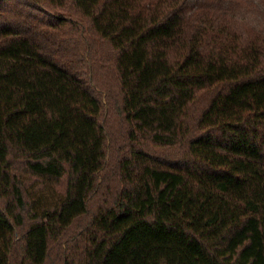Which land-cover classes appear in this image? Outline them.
I'll use <instances>...</instances> for the list:
<instances>
[{
    "label": "trees",
    "instance_id": "trees-1",
    "mask_svg": "<svg viewBox=\"0 0 264 264\" xmlns=\"http://www.w3.org/2000/svg\"><path fill=\"white\" fill-rule=\"evenodd\" d=\"M253 14L264 0H0V264H264Z\"/></svg>",
    "mask_w": 264,
    "mask_h": 264
},
{
    "label": "rangeland",
    "instance_id": "rangeland-1",
    "mask_svg": "<svg viewBox=\"0 0 264 264\" xmlns=\"http://www.w3.org/2000/svg\"><path fill=\"white\" fill-rule=\"evenodd\" d=\"M57 198V193L51 187H47L34 195L35 202L43 205L50 204V201L57 200Z\"/></svg>",
    "mask_w": 264,
    "mask_h": 264
},
{
    "label": "clouds",
    "instance_id": "clouds-1",
    "mask_svg": "<svg viewBox=\"0 0 264 264\" xmlns=\"http://www.w3.org/2000/svg\"><path fill=\"white\" fill-rule=\"evenodd\" d=\"M248 28L249 30L257 32L264 30V19L258 18L255 14H253L250 18Z\"/></svg>",
    "mask_w": 264,
    "mask_h": 264
}]
</instances>
